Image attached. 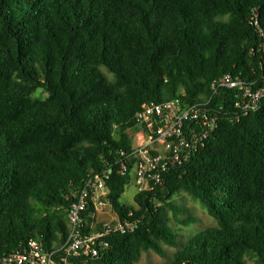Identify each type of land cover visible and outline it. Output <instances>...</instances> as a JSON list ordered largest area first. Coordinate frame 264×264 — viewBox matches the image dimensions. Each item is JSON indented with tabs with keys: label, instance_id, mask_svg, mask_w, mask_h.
Segmentation results:
<instances>
[{
	"label": "trees",
	"instance_id": "1",
	"mask_svg": "<svg viewBox=\"0 0 264 264\" xmlns=\"http://www.w3.org/2000/svg\"><path fill=\"white\" fill-rule=\"evenodd\" d=\"M226 75L263 84L264 0H0V257L31 240L64 244L68 210L100 177L137 228L72 264H138L150 251L165 258L164 246L177 249L165 264H264V102L232 120L223 90L205 146L122 202L132 178L121 153L142 107L210 99ZM182 193L216 226L183 239L179 226L198 219L174 202Z\"/></svg>",
	"mask_w": 264,
	"mask_h": 264
},
{
	"label": "built area",
	"instance_id": "2",
	"mask_svg": "<svg viewBox=\"0 0 264 264\" xmlns=\"http://www.w3.org/2000/svg\"><path fill=\"white\" fill-rule=\"evenodd\" d=\"M212 89L211 98L201 102L176 99L149 102L142 107L136 129L131 131L132 148L121 153L120 167L122 176L134 179L137 193L162 185L165 174L188 162L217 132L220 115L213 109V99L221 97L223 90L234 94V100H225L220 107V110L225 105L234 107L232 120L257 111L264 102V82L258 86L226 75L216 80ZM88 211L91 212L87 214ZM86 217L94 220L90 230L85 225ZM97 224L101 227L97 228ZM137 224L119 218L102 178H90L68 210L69 234L64 244L46 249L40 241L31 240L24 251L0 257V264H72L75 259L98 258L110 250L114 234L134 231Z\"/></svg>",
	"mask_w": 264,
	"mask_h": 264
},
{
	"label": "rangeland",
	"instance_id": "3",
	"mask_svg": "<svg viewBox=\"0 0 264 264\" xmlns=\"http://www.w3.org/2000/svg\"><path fill=\"white\" fill-rule=\"evenodd\" d=\"M38 94H40V91L37 92V95ZM136 194L137 189L134 179H132L130 184L126 187L125 194L122 197V202L126 205H133ZM174 202L187 208L190 213L198 219V222L191 227L179 226L178 232L179 234L183 235V239H189L199 231L216 226V222L211 217H209L204 207L188 194L182 193L177 195L174 198ZM164 250L166 252L165 258L150 251L143 254L142 259L138 264H165L167 260L172 258L177 251V249L170 248L168 246H164ZM248 264H256V261L253 259H248Z\"/></svg>",
	"mask_w": 264,
	"mask_h": 264
}]
</instances>
